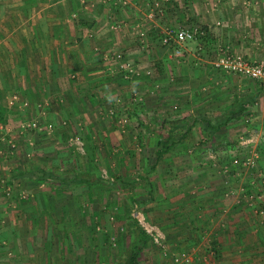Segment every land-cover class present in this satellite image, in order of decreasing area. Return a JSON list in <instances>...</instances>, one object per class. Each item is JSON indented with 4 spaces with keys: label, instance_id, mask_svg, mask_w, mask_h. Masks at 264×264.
<instances>
[{
    "label": "rangeland",
    "instance_id": "obj_1",
    "mask_svg": "<svg viewBox=\"0 0 264 264\" xmlns=\"http://www.w3.org/2000/svg\"><path fill=\"white\" fill-rule=\"evenodd\" d=\"M172 1L148 3L160 9ZM116 2L128 5V0ZM181 2L187 10L193 0ZM247 2L242 0L237 21L233 20L234 29L224 27L226 33L220 41L192 17L166 29L155 46L135 41L138 44L134 49L139 51L168 49L171 63L167 60V66L173 67L170 71L164 70L162 65L166 66L159 59L151 57L152 61L146 62L130 56L124 47H111L105 53V61L112 68L108 73L111 93L105 98V106L77 107L73 113L70 106L61 113L45 102L31 104L16 87L0 92L4 104L0 107V264H119L124 257L127 259L134 244L133 219L152 232L139 253V264H155L160 259L177 264L174 258L182 252L191 256L189 264L204 261L205 257L191 251L175 250L167 224L154 219L144 207V188L150 187L148 195L153 200L156 175L147 173L154 163L160 164L157 173L164 181L177 179L184 160L200 165L198 169L209 165L225 174L226 194L233 193L229 177L238 176L243 184L239 197L247 205L264 199V78L217 65L221 59L240 57L264 68V21L254 25ZM116 21L112 19L111 30L122 26ZM195 26H200L204 35H192L177 45L173 42L177 31ZM136 36L142 38L143 33L136 32ZM165 37H170V44L163 42ZM160 68L161 76L156 73ZM201 70L208 73L202 81L198 75ZM185 85L194 90L187 92L193 93V98L182 91ZM184 99L195 108L186 106ZM63 101L71 103L68 95ZM240 109L242 112L236 113ZM95 111L105 119L104 125L90 122ZM79 113L84 116L79 117ZM206 121H212L211 125ZM194 125L196 128L191 130ZM168 128L173 133V145L157 158L154 147L158 132L167 133ZM198 130L203 139L193 137ZM206 146L214 159L208 157L209 152L204 153ZM175 149L183 153H172ZM245 157H252L254 163L243 166L232 162ZM176 163L178 166L173 168ZM20 170L33 179L21 178L24 175ZM48 171L67 178L83 174L90 180H76L72 189L56 187L38 179ZM159 188L163 192L166 186ZM246 191L253 197L249 198ZM48 196L71 201L74 196L72 209L65 212L59 208L54 217L43 213L42 220L34 207ZM256 210L264 216L263 206ZM10 211L15 218L8 217ZM155 230L160 233L157 241L153 238Z\"/></svg>",
    "mask_w": 264,
    "mask_h": 264
},
{
    "label": "crops",
    "instance_id": "obj_2",
    "mask_svg": "<svg viewBox=\"0 0 264 264\" xmlns=\"http://www.w3.org/2000/svg\"><path fill=\"white\" fill-rule=\"evenodd\" d=\"M148 1L128 0V5L123 6L116 0H0V92L16 87L31 104L41 105V102H45L61 113L70 106V113L76 112L77 107L105 106L112 86L108 74L112 68L105 61V53L111 47H124L130 56L146 62L151 57L159 59L166 66L162 65L164 70L170 71L173 67L167 66L168 62L171 63L168 49L164 51L161 47H155L151 53L145 49L139 51L134 49L135 44H138L135 41H144L146 45L159 43V36L166 29L178 26V21H185L188 17L206 26L212 37L220 41L226 33L224 27L226 30L234 29L233 20L237 21L235 16L242 4V0H193L186 10L182 7V0H173L160 9H155V4H149ZM247 4L251 8L248 15H253L254 25L260 26L264 21V0H248ZM158 10L162 12L161 16ZM112 19L119 20L122 26L111 30L109 25ZM136 32H142L143 37L138 38ZM133 50H137V53L131 54ZM159 60L157 63L161 66ZM156 73L161 76L162 69ZM198 75L202 81L208 73L202 71ZM182 91H190L189 86L185 85ZM190 92L187 93L189 99L193 95ZM66 94L70 98V105L63 101ZM184 100L186 106L195 108V105ZM85 101L92 105H86ZM3 105L0 102V107ZM83 116L79 113V117ZM91 121L105 124V119L99 117L96 111ZM206 122L210 126L212 121ZM169 128L167 133L158 132L154 153L160 149L159 142L166 138L173 139ZM193 128H196L195 125L191 130ZM198 132H193V137L195 135L196 139H203V134ZM204 148V153L210 152L207 146ZM172 153L183 152L175 149ZM184 161L179 165L182 168L177 179L173 181L161 179L157 173L160 164L149 165L147 176L150 173L156 175L153 180L156 185L153 182L151 191L153 200L148 195L150 187L142 191L144 198L147 194L144 207H148L154 219L167 224L176 244L175 250H188L199 257H205L204 261H198L199 264H264V216L260 217L256 210L264 207V199L253 200L254 205L249 206L239 197L242 178L230 176L233 193L226 194L223 188L224 173H219L217 168L211 169L209 165L198 169L200 165L194 166ZM177 166L176 163L173 168ZM27 173L22 172L24 176L21 178L29 179ZM61 175L54 176H65ZM73 178H68V182L44 181L47 185L51 183L56 187L72 189V183H76V180L70 181ZM159 187L163 188V192ZM48 197H42L39 206L34 207L42 220L44 214L48 217L56 216L59 208L65 212L72 209L70 205L74 196L72 201ZM8 217L15 218V214L10 211ZM210 247L216 251L215 256L209 254ZM155 264L170 262L160 259Z\"/></svg>",
    "mask_w": 264,
    "mask_h": 264
},
{
    "label": "built area",
    "instance_id": "obj_3",
    "mask_svg": "<svg viewBox=\"0 0 264 264\" xmlns=\"http://www.w3.org/2000/svg\"><path fill=\"white\" fill-rule=\"evenodd\" d=\"M192 35L202 36L204 35V31L200 28V26H195L194 28H192V30L181 29L174 34L173 42H175L176 45L180 44L182 41H184L188 37H191ZM163 42L170 44L171 43L170 37L163 38ZM217 65L222 66L224 68H228L236 72H241V73H245V74L252 75L255 77L264 78V68L262 66L258 64L247 63L241 60L240 57H236L234 60L221 59V61L218 62ZM208 157L214 159V154H212V152H209ZM232 162L234 164L241 163L243 166H247V165L249 166L254 163V159L252 157H245L243 160H240L239 158H234ZM225 183L227 182L225 181ZM246 194H247V191H246ZM252 197L253 196L249 195V198H252ZM260 213H262V211H260ZM144 229L147 234L149 233L152 235V232L149 228L145 227ZM155 232H157V234L155 236L153 235V238L155 239V241H157L158 238L160 237V233L158 232V230H155ZM208 252L211 256L216 255V251L214 250L213 247L212 248L210 247ZM190 257L191 256H189L188 253L182 252L175 256L174 261L177 264H189V262L191 261Z\"/></svg>",
    "mask_w": 264,
    "mask_h": 264
},
{
    "label": "trees",
    "instance_id": "obj_4",
    "mask_svg": "<svg viewBox=\"0 0 264 264\" xmlns=\"http://www.w3.org/2000/svg\"><path fill=\"white\" fill-rule=\"evenodd\" d=\"M242 109H240L236 113H241ZM170 143L171 138H166L163 140V142H159L158 145H160V149L156 152L157 158H160L163 153L167 152L170 149ZM38 179L41 181L43 180H59L60 182H68L69 179L66 177H60V176H53L50 173L44 174L43 176H39ZM82 181V182H88L90 179L88 177L83 176L81 174L80 176H74L73 179L70 181ZM133 225H134V244L132 248L130 249V252L127 256V259L124 257L121 263L119 264H139L138 256L139 253L147 246L148 244V234L146 233L145 229L140 226V224L137 222L136 219H133ZM125 260V261H124Z\"/></svg>",
    "mask_w": 264,
    "mask_h": 264
}]
</instances>
